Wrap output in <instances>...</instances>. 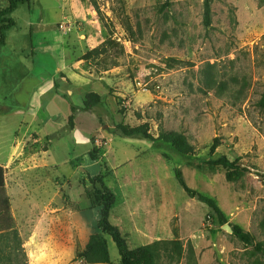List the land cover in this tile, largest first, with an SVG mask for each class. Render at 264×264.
Wrapping results in <instances>:
<instances>
[{
  "label": "rangeland",
  "instance_id": "rangeland-1",
  "mask_svg": "<svg viewBox=\"0 0 264 264\" xmlns=\"http://www.w3.org/2000/svg\"><path fill=\"white\" fill-rule=\"evenodd\" d=\"M10 17L0 264H122L106 193L137 264H264V0H30ZM94 234L104 263L81 257Z\"/></svg>",
  "mask_w": 264,
  "mask_h": 264
},
{
  "label": "trees",
  "instance_id": "trees-1",
  "mask_svg": "<svg viewBox=\"0 0 264 264\" xmlns=\"http://www.w3.org/2000/svg\"><path fill=\"white\" fill-rule=\"evenodd\" d=\"M30 0H7V6L0 12V48L5 45V31L9 30L14 26V22L11 19V14L15 11L18 5H23L29 3ZM204 23L206 26L210 24V7L209 4H205V13H204ZM100 55L98 48H95L87 52L84 56V60H89ZM100 97L94 93H89L84 96L83 104L86 108L95 106ZM260 108H264V95L261 96V99L258 102ZM123 135L125 136H134V135H146L143 134L139 129L127 130L124 127L119 128ZM164 141H170V139L165 135H161ZM214 163H222L228 168L233 167V163L227 160L225 157H219L214 160ZM108 201L104 202L101 217L98 223L99 229L102 233L107 234L111 237L112 241L116 244L118 252L122 258V264H137L138 257L141 255L139 252L144 249L134 250L128 252L126 249L125 242L121 237L119 231L112 227L108 221V211L111 207L113 197L106 193ZM209 208L218 211L216 205L209 200H206ZM11 227V218H10V204L9 199L5 193V176L4 170L0 166V232L10 229ZM243 239L246 236H241ZM147 248H145L146 250ZM81 257L91 263H104L108 260L107 247L104 238L99 234H94L90 236L89 242L82 252Z\"/></svg>",
  "mask_w": 264,
  "mask_h": 264
},
{
  "label": "water",
  "instance_id": "water-1",
  "mask_svg": "<svg viewBox=\"0 0 264 264\" xmlns=\"http://www.w3.org/2000/svg\"><path fill=\"white\" fill-rule=\"evenodd\" d=\"M223 228H224L227 232L232 233V229H231L230 226L226 225V226H224Z\"/></svg>",
  "mask_w": 264,
  "mask_h": 264
}]
</instances>
